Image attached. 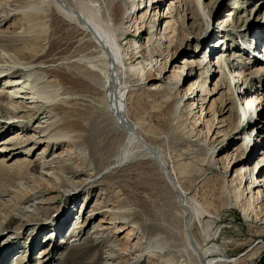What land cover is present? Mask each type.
<instances>
[{
  "label": "rangeland",
  "instance_id": "1",
  "mask_svg": "<svg viewBox=\"0 0 264 264\" xmlns=\"http://www.w3.org/2000/svg\"><path fill=\"white\" fill-rule=\"evenodd\" d=\"M77 1L86 7L94 5L95 2L98 4L103 2V0ZM120 1L124 2L126 9L129 8V1ZM167 1L163 4V9H166L169 3L174 2V0ZM202 1L206 5L202 15L197 12L192 2L188 11L172 15V30L174 31L176 28L179 35L176 34L175 38H172L171 44L157 41L159 29H163V22L159 24L158 28L156 27L155 36L150 38L146 37V30L145 28L141 29V26L137 32H133L135 28L131 18H129L130 24L122 44L124 47H127L128 42L137 46L143 45L144 49L134 57L142 64H147L153 54L155 58L157 55L158 60L164 65L166 56L171 55L172 58L168 57L167 59L171 60V66L176 65L177 67H182L184 61L191 63L200 59L207 60L211 65L209 66L212 72L206 74L203 80L210 93L216 91V94L208 96L206 101L202 102L201 93H198L196 109L190 114L184 110L183 103H181L183 94L181 91L179 94L172 91L165 98L163 93L155 94L147 90L146 76L142 80L130 77L127 84L128 103L130 102L128 117L138 126V129L140 128L148 143L167 160L170 171L177 177L183 190L182 198L192 205L202 208L203 213L200 215L199 221L194 224V237L202 249L204 260L211 261L212 264H264V221L260 219L264 212L258 211V217H256V213L253 212L254 206H249L234 194V190L238 188V180H234L233 170L229 169L227 172L225 166L218 161L225 155V152L219 150L221 144L212 142L210 145L206 129L195 125L201 114V106L204 107L203 115L210 108L211 112L217 110V119L220 121L222 109L228 104V108H232L233 112L235 110V115L233 116L232 112V117L228 114L224 118L229 119L232 126L238 123L237 127L241 129L237 134L238 138L228 144L227 149H230V152L237 150L239 157L248 160L250 164H254L262 158L264 146L262 147L260 144L252 146V142L248 141V136L264 133V109L254 115L252 122L250 115L245 117L241 115L240 105L236 104L238 100L233 89L235 86L233 76L227 66L233 62V59H236L246 74L258 70V68L264 69V60H262L264 58V0ZM1 8L3 7H0V22L3 21L4 24H0V36L19 31L18 20L20 17L14 16L8 19L9 10L7 7ZM153 12L159 14L160 8L154 6L150 15ZM52 19L54 23L60 25L56 16L53 15ZM219 25L222 27V32L217 36L216 30ZM256 28L258 33L253 36V31L255 32ZM202 29L203 33L200 35V39H196L195 35H198ZM207 31L208 35L204 38ZM188 33H192V36L185 40V35ZM172 36L174 37V34ZM245 45H249V51L240 48ZM215 47L216 50L212 54L211 51ZM256 47L258 48L256 49ZM222 57L224 63L220 64V70H218L212 65ZM253 63L255 64L253 65ZM169 64L170 61L168 66ZM170 71L164 77L170 78L171 83L175 84V79L173 81ZM218 71L220 74H217ZM185 72H187V68ZM215 72L216 74H214ZM199 75L200 72L196 71V75L185 82L184 88L199 80ZM127 77L128 75L125 76V78ZM256 79L257 88L260 91L257 99L264 105V74L259 75ZM98 80L100 81V79ZM151 83L157 84L158 81ZM2 85H0V90ZM215 86H222L223 90L217 91L218 88L215 89ZM81 94L84 96L82 97ZM71 98L80 103L78 109L69 112V116L82 124L86 135L84 142L91 149L94 142L97 146L100 139L102 142L100 146L93 149L96 151L95 153L84 152L91 157L93 161L91 166L87 165L82 151L81 157L76 159L78 167L80 166L79 169L88 171L105 163L107 157L110 156L109 144L115 149L123 141L124 134L117 129L114 120L108 116L102 103L103 84L101 82L87 90L76 89V93L74 92ZM4 114L0 118V264H104L103 258L96 259L98 250L107 253L108 245L118 246L117 243H114L113 238L115 237L124 243L126 240L124 237L127 238L131 227L121 232V235L110 229L104 232V238L108 237L107 245L103 247L100 245V248L97 247L96 250L85 249L83 240L95 227L99 230L105 227L111 228L105 224L101 227L102 224L99 225L100 217L94 216V220H90L88 215L96 202L106 204L108 201L114 204L118 201L119 204L125 205L126 209H129V213H132L134 220L138 222H142V211L145 204L163 209L166 203L172 213L177 211L175 193L165 181L156 164L148 158L126 162L122 167L108 174V178L104 176L106 186H95L88 193L72 196L75 203L66 205V199L73 192L64 190H73V183L68 184L69 181H67L58 184V188L47 193L46 190L54 186V180L45 177H42L43 180L40 179L39 168L30 167L29 163L36 161L37 154L45 147V144L39 145L38 150L34 153L30 152L29 156H24V154L11 156L2 151L4 147L1 142L11 135H2L6 132L5 125L7 123H4L7 117ZM18 121L20 123L22 120L15 118L14 123L18 124ZM93 124H96L97 128L90 134ZM30 133L26 132L28 136ZM65 147L63 145L62 148ZM25 150L27 148L22 147L19 151ZM54 152L52 150L48 157L52 156ZM67 169L63 174L69 176L71 168ZM261 169L262 166H259L257 172L260 178H264V170ZM56 171L58 173V169ZM115 192L117 193L114 194ZM29 205L32 206L30 207L31 212L22 215V208ZM63 208H65L64 211ZM166 214L167 222L168 218L175 221L176 228L180 231L182 218L176 219L169 216V212ZM69 217L73 218L71 226L68 228L72 230L64 231L61 229L62 224H65ZM74 228L77 229V233L80 232L78 237L70 234ZM78 229L80 230L78 231ZM16 231L20 234L26 233L28 238L24 241L15 239L14 232ZM163 231L162 235L164 236L162 237L172 240L171 234L167 233L170 230ZM149 235L150 231L142 233V237L145 239H148ZM75 237L79 241L73 243L72 240ZM136 242V240H132L130 243L134 245ZM123 243L120 244L122 247H124ZM120 245L118 248L122 249ZM136 251L138 253L139 247ZM92 259L93 261H91ZM124 261L125 258H117L116 264H121ZM145 261L139 262V264H147Z\"/></svg>",
  "mask_w": 264,
  "mask_h": 264
},
{
  "label": "bare ground",
  "instance_id": "2",
  "mask_svg": "<svg viewBox=\"0 0 264 264\" xmlns=\"http://www.w3.org/2000/svg\"><path fill=\"white\" fill-rule=\"evenodd\" d=\"M127 1H129V8L126 9L124 2L120 0H103L100 4L95 2L94 5L88 7L77 0H0V7H7L9 10L8 19L14 16L20 17L18 20L19 31L0 36V85L3 82L0 90V118L4 113L7 116L4 122H7L6 125L4 124L6 132L3 131L2 135L11 134L1 142L4 147L2 151L11 156L23 154L29 156L30 152L34 153L38 150L39 145L45 144V147L37 154L36 161L29 163L30 167L39 168L40 179L45 177L54 180V186L47 189V193L58 188V184L67 181L70 182H67L68 184L73 183V190H64L73 192L66 199V205L75 203L72 196L88 193L95 186H106L104 178L106 176L108 178V174L119 169L126 162L139 158L151 159L175 193L177 211L172 213L166 203L163 209L145 204L143 205L142 222H138L134 220V215L129 213V209H126L125 205L119 204L118 201L114 204L108 201L106 204L96 202L88 215L90 220L93 221L94 216L100 217L99 225L102 224L101 227H103L105 224L111 228L105 227L99 230L95 227L83 240L85 249L96 250L97 247L100 248V245L102 247L107 245L108 237L104 238V232L110 229L121 235V232L131 227L127 238L124 237L126 239L124 243L121 239L112 236L114 243H117L118 246L121 243L124 244V247L120 245L122 249H119L118 246L108 245L107 253L98 250L96 259L103 258L104 264H116L117 258H125L121 264H139L144 260L147 264H212L211 261L204 260L202 249L194 237V224L199 221L200 215L203 213L202 208L192 205L182 198L183 190L177 177L170 171L167 160L148 143L140 128L138 129V126L129 119L128 105L130 102L128 103L129 97L127 96L129 94L127 84L130 77L142 80L146 76L147 90L155 94L163 93V97L166 98L167 94L172 91H176L178 94L181 91L183 93L181 96L183 108L191 114L196 109L198 93H201L202 102L206 101L208 96L216 94V91L210 93L203 80L206 74L212 72L211 65L207 60L200 59L191 63L184 61L182 67L176 65L175 67L171 66V60H169L172 58L171 55L166 56L170 58H165L164 65L158 60L157 55V59L155 58L154 54L150 57L149 62H146L147 64H142L134 57L141 53L140 51L144 49L143 45L137 46L128 42L127 47H124L122 44L130 24L129 18L134 23L133 32H137L141 26V29L145 28L146 30V37L150 38L155 36L156 27L158 28L159 24L163 22V29H159L157 41L171 44L172 38L178 34L176 28L174 31L172 30V15L188 11L187 9L191 8V2L197 12L202 15L206 5L202 0H174L173 3L168 4L166 9H163V4L167 3V0ZM154 6L159 7L160 12L159 14L153 12L150 15ZM53 15L57 17L60 25L54 23ZM1 23L4 24L3 21ZM217 28L218 36L222 32V27L219 25ZM202 33L203 29L198 35H195V38L200 39ZM257 33L258 29L256 28L255 32L253 31V36ZM207 35L208 31L204 38ZM190 36L192 33L185 35L184 39L188 40ZM215 50L216 47L212 49L211 53ZM238 62L233 59V62H230L227 67L233 76L235 85L233 89L238 100L235 101L237 106L240 105L242 111L240 113L243 117L250 115L252 122L254 115L264 109L263 103L258 102L257 99L260 91H258L256 79L259 75L264 74V69L258 68V70L246 74ZM221 63H224L223 57L212 66L220 70ZM186 68L187 72H185ZM169 71L173 81L175 79V84L171 83L170 78L164 77ZM196 71L200 72L199 80L184 88L185 82L195 76ZM217 74H220V71ZM126 75H128L127 78H125ZM97 81L103 84L102 103L106 112L114 120L117 129L124 134V139L115 149L109 144L108 161L96 165L97 167L91 168L88 172L79 169L80 166L78 167L76 159L81 157L82 151L87 165L91 166L93 161L84 152L95 153L96 151L93 149L100 146L102 142L100 139L98 146L94 142L93 148H89L84 142L86 135L82 124L69 116V112L80 106L78 101L71 98L74 92L76 93V89L87 90L98 84ZM154 81H158V83L152 84L151 82ZM215 89L223 90L222 86H215ZM81 96L83 97L84 94ZM203 112L204 107L201 106V114L195 125L206 129L210 145L212 142L221 144L219 150L225 152V155L218 161L225 166L227 172L229 169L233 170V178L238 180L239 189H235L234 194L249 206H254L253 212L258 217V211L264 212V178H260L257 168L262 166L261 170H264V153L258 162L250 164L248 160L239 157L237 150L230 152V149H227L228 144L238 138L237 134L241 129L237 127L238 123L232 126L229 119L224 118L228 114L232 117L233 109L228 108V104L222 109L220 121L217 119V110L211 112L210 108L205 115ZM15 118H20L22 121L15 124ZM96 128L97 125L93 124L90 134ZM26 132H31L30 136ZM263 134H258L259 136L251 134L248 136V141L252 142V146L260 144L263 147ZM261 136L263 138H260ZM63 145L66 146L64 149ZM22 147L27 150L19 151ZM52 150L55 151L54 154L48 157ZM66 168H71L69 176L63 174ZM56 169H58V173ZM30 207L32 206L22 208L21 214L31 212ZM67 208L69 209L68 206ZM167 212L170 213L169 216L176 219L182 218L180 231L176 228L175 221L168 218L169 223L167 222ZM260 219L264 221V215H261ZM72 221L73 218L69 217L65 224H62L61 229L71 231L72 229L68 228ZM163 230H170L167 233L171 234L172 240L162 237L164 236L162 235ZM146 231H150L148 239L142 237V233ZM70 234L78 237L80 232L77 233V229L74 228ZM14 235L18 240L24 241L28 238L26 233L20 234L18 231L14 232ZM77 237L72 240L73 243L79 241L76 239ZM132 240H136V244L132 245L130 243Z\"/></svg>",
  "mask_w": 264,
  "mask_h": 264
}]
</instances>
